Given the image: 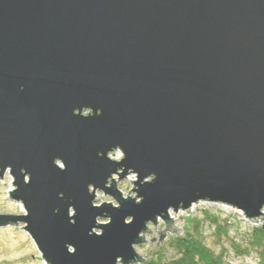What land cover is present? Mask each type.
I'll return each instance as SVG.
<instances>
[{
    "label": "water",
    "instance_id": "obj_1",
    "mask_svg": "<svg viewBox=\"0 0 264 264\" xmlns=\"http://www.w3.org/2000/svg\"><path fill=\"white\" fill-rule=\"evenodd\" d=\"M82 105L103 116H74ZM117 144L127 167L158 181L141 187L140 206L113 189L121 209H94L88 185L103 187L118 167L97 154ZM7 165L18 178L8 193L26 215H0V228L24 224L46 264H148L131 244L144 245L159 220L161 243L182 237L171 213L200 203L264 223V0H0ZM105 212L113 223L89 236Z\"/></svg>",
    "mask_w": 264,
    "mask_h": 264
},
{
    "label": "rangeland",
    "instance_id": "obj_2",
    "mask_svg": "<svg viewBox=\"0 0 264 264\" xmlns=\"http://www.w3.org/2000/svg\"><path fill=\"white\" fill-rule=\"evenodd\" d=\"M5 181L6 177L0 179V215H26L23 205L10 198L8 192H13V188L11 184H7ZM205 212L232 221L233 226L229 235L231 239H237L241 233L256 227L243 217L242 212L233 209L227 210L209 203L195 205L190 214L179 213L175 215L171 213V217H176L177 228L185 230V234L188 231L191 232L194 219L203 220ZM262 224L264 225V223H258V226ZM24 227V224H19V226L11 225L0 228V264H46L28 233L22 229ZM160 227L161 231L166 228L163 220H159L156 226L149 225V231L152 234L147 233L145 235L146 243L136 247L139 256L145 257L147 255L148 260L155 259L156 248L161 250L164 259H172L176 256L170 246L171 241L176 237L168 233L167 238L161 243L159 233L156 231ZM202 232L206 246L214 253L223 252L227 264H260V258L255 253L247 257L235 255L229 250L228 242H219L214 235V228L207 223L202 224Z\"/></svg>",
    "mask_w": 264,
    "mask_h": 264
},
{
    "label": "clouds",
    "instance_id": "obj_3",
    "mask_svg": "<svg viewBox=\"0 0 264 264\" xmlns=\"http://www.w3.org/2000/svg\"><path fill=\"white\" fill-rule=\"evenodd\" d=\"M73 115L81 119H95L103 116V109L93 108L90 105H82L79 108L73 110ZM101 158H106L109 162L118 165L115 171L107 178L103 187H97L95 184H89L87 191L91 199V206L94 209H102L104 206H111L114 210L121 209V202L117 199L111 191L115 190L120 194L123 201H133L137 206L144 203L145 197L140 195V189L142 186L154 185L158 181V175L153 172L141 178V173L135 168L127 167L125 161L128 159L127 153L122 145H114L106 153L97 154ZM53 165L61 172L67 171V164L61 157L53 158ZM21 173L24 177V184L30 185L32 182V175L26 169H21ZM6 177V183L11 184L13 191H16L18 178L14 175V168L11 165L0 166V179ZM61 200H67L64 193L59 194ZM20 203H23V199H20ZM59 213V209L56 210V214ZM68 219L72 226L77 224L78 210L74 203L70 204L67 210ZM135 217L129 215L124 218V224L131 226L134 223ZM113 223V217L105 212L103 215H96L94 226L89 231V236L103 237L105 235V227L110 226ZM68 254L75 255L77 253V247L72 243L65 245ZM131 248L136 255V242L131 244ZM50 264L52 261L48 259ZM115 264H126L125 258L122 256L116 257ZM127 264H138L137 259H133L127 262Z\"/></svg>",
    "mask_w": 264,
    "mask_h": 264
},
{
    "label": "trees",
    "instance_id": "obj_4",
    "mask_svg": "<svg viewBox=\"0 0 264 264\" xmlns=\"http://www.w3.org/2000/svg\"><path fill=\"white\" fill-rule=\"evenodd\" d=\"M203 223L214 228V235L219 242H228L229 250L235 255L247 257L255 253L260 258V264H264V225L253 227L241 233L239 238L231 239L232 221L207 212L203 214V220H193L191 232L171 241L170 246L176 255L174 258L164 259L161 250H158L155 259H150L148 264H227L223 252L214 253L206 246L202 236Z\"/></svg>",
    "mask_w": 264,
    "mask_h": 264
},
{
    "label": "built area",
    "instance_id": "obj_5",
    "mask_svg": "<svg viewBox=\"0 0 264 264\" xmlns=\"http://www.w3.org/2000/svg\"><path fill=\"white\" fill-rule=\"evenodd\" d=\"M217 206H220V207H223V208H225V209H227V210H229V209H232V208H230V207H227V206H224V205H217ZM193 209V208H192ZM191 209V210H192ZM244 217V216H243ZM253 225H255L256 227H258V224H253ZM263 225V224H262ZM260 226V225H259Z\"/></svg>",
    "mask_w": 264,
    "mask_h": 264
}]
</instances>
